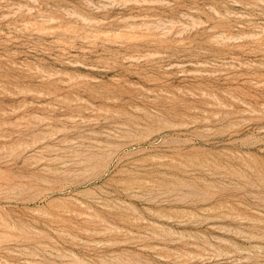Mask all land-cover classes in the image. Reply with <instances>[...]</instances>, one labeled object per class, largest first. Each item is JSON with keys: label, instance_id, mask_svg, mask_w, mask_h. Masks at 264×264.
Masks as SVG:
<instances>
[{"label": "rangeland", "instance_id": "obj_1", "mask_svg": "<svg viewBox=\"0 0 264 264\" xmlns=\"http://www.w3.org/2000/svg\"><path fill=\"white\" fill-rule=\"evenodd\" d=\"M0 264H264V0H0Z\"/></svg>", "mask_w": 264, "mask_h": 264}]
</instances>
